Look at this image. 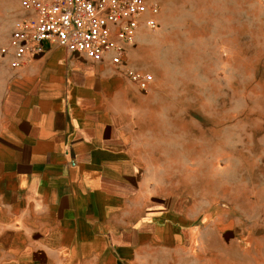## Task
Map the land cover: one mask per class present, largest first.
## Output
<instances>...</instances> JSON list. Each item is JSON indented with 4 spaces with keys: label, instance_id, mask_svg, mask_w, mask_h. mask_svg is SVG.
Masks as SVG:
<instances>
[{
    "label": "rangeland",
    "instance_id": "1",
    "mask_svg": "<svg viewBox=\"0 0 264 264\" xmlns=\"http://www.w3.org/2000/svg\"><path fill=\"white\" fill-rule=\"evenodd\" d=\"M146 1L160 13L128 54L153 80L135 122L158 221L174 227L139 264H264V0ZM19 3L0 0V49Z\"/></svg>",
    "mask_w": 264,
    "mask_h": 264
},
{
    "label": "crops",
    "instance_id": "2",
    "mask_svg": "<svg viewBox=\"0 0 264 264\" xmlns=\"http://www.w3.org/2000/svg\"><path fill=\"white\" fill-rule=\"evenodd\" d=\"M132 47L114 66L46 44L11 70L0 102V264H139L173 232L144 180L146 126L135 119L153 80L141 90L126 76L144 74L129 63Z\"/></svg>",
    "mask_w": 264,
    "mask_h": 264
},
{
    "label": "built area",
    "instance_id": "3",
    "mask_svg": "<svg viewBox=\"0 0 264 264\" xmlns=\"http://www.w3.org/2000/svg\"><path fill=\"white\" fill-rule=\"evenodd\" d=\"M19 11L0 49L10 70L43 54L46 44L94 62L109 58L112 65H121L126 47L142 29H154L160 13L146 0H20ZM125 74L141 90L152 80L132 69Z\"/></svg>",
    "mask_w": 264,
    "mask_h": 264
}]
</instances>
